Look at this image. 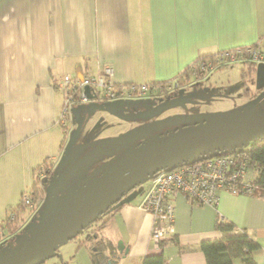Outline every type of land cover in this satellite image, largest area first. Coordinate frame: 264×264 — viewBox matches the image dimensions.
<instances>
[{
  "label": "crops",
  "instance_id": "1",
  "mask_svg": "<svg viewBox=\"0 0 264 264\" xmlns=\"http://www.w3.org/2000/svg\"><path fill=\"white\" fill-rule=\"evenodd\" d=\"M253 45L264 58V0H0V222L13 198L38 181L39 165L64 151L63 76L96 75L109 65L119 85L170 82L200 60ZM148 186L92 227L114 247L115 264H141L158 251L168 264H206L199 245L220 237L218 219L252 236L254 260L264 264V193L220 191L215 206L178 194L174 241L154 248L151 216L138 207ZM83 242L67 260L54 258L94 264ZM100 255L97 264H106L109 252Z\"/></svg>",
  "mask_w": 264,
  "mask_h": 264
},
{
  "label": "water",
  "instance_id": "2",
  "mask_svg": "<svg viewBox=\"0 0 264 264\" xmlns=\"http://www.w3.org/2000/svg\"><path fill=\"white\" fill-rule=\"evenodd\" d=\"M263 98L264 88L240 112L221 119L199 122L194 126H183L168 132L166 136L158 135L135 146H131L129 141L146 136L140 127L99 141L94 149L79 158L74 154L68 156L66 151L62 152L48 164L47 172L42 175L46 178H38L37 182L46 183V187L41 206L34 209L36 219L26 222L28 233L17 234L14 241L0 247V264H43L54 257L61 259L57 252L59 245L80 234L148 176L175 166L190 156L203 155L225 146L234 147L263 140L264 112L255 111L256 105ZM180 102V98L166 100L141 115H153ZM88 107L72 139L80 134L93 112L105 109L103 104L97 102H90ZM187 119L183 118L184 121ZM172 122V118H166L146 124L144 129L156 132L159 125ZM131 135L134 136L129 137ZM109 143H118L122 148L113 159H110L112 155L109 152H100L101 145ZM99 153L109 160H98L89 173L72 184V179L79 174L85 161Z\"/></svg>",
  "mask_w": 264,
  "mask_h": 264
},
{
  "label": "built area",
  "instance_id": "3",
  "mask_svg": "<svg viewBox=\"0 0 264 264\" xmlns=\"http://www.w3.org/2000/svg\"><path fill=\"white\" fill-rule=\"evenodd\" d=\"M263 60L256 48H238L221 51L213 58L200 60L193 66V70L211 71L237 61L256 65ZM57 86L64 95L63 107L58 116V122L64 129L68 126L71 108L76 103L105 102L117 97L134 98L151 92V87L147 84H117L114 70L109 65L102 66L96 75L63 76ZM38 173V177H41L42 171L39 170ZM245 173L244 160L240 156L218 152L196 155L192 160H181L175 166L148 176L149 186L138 207L151 216L150 240L154 248H158L173 233L172 202L176 195L181 194L198 205L215 206L220 191L232 194L242 192L239 185ZM22 203L32 208L38 204L36 200H32V191L30 196L22 197ZM1 230L0 222V233Z\"/></svg>",
  "mask_w": 264,
  "mask_h": 264
},
{
  "label": "rangeland",
  "instance_id": "4",
  "mask_svg": "<svg viewBox=\"0 0 264 264\" xmlns=\"http://www.w3.org/2000/svg\"><path fill=\"white\" fill-rule=\"evenodd\" d=\"M263 64L264 60L255 65V70L252 71V73H250V75H248L246 78L241 76V70L243 66L242 62L237 61L222 66L220 67L219 71L205 77L203 81L205 84V89H202L203 93H199L198 96L192 98V93L196 92L191 89L187 94H183L181 102L179 104L164 108L160 112L146 117L152 119L155 117L175 116L176 114H188L190 115V120L193 123L212 121L228 117L232 113L239 112L242 109V106L250 98V96L246 98L240 96V93L243 92L245 88H249L253 92L259 91V89L262 87L264 88ZM159 101L160 99L149 95V93H146L145 95L134 98L117 97L105 102H98L100 104H103L105 109L102 111L93 112L91 117L85 123L80 134L75 139H72V134L75 131L79 121L88 112L89 109V102L74 104L71 108L68 126L64 129L66 138L64 140L65 142L63 143V150L68 153V156H72V154H74L73 156L79 158L84 153L94 149L98 141L113 138L118 132H120V130H122L120 129L121 127L129 128L132 123L133 125L137 124V119L141 118L137 114L143 112V110L145 109L144 105L149 107L151 105H154L155 103H158ZM255 111L264 112V98L256 105ZM127 113H131L132 115H134V117L131 118L130 116H126ZM173 126V124H164L163 128L171 130ZM246 145H249V142L247 144H239L234 147H221L220 149H214L210 152H206V154L211 155L218 152H230L233 149L245 147ZM102 150L103 151L101 152L107 150L120 151L121 148L119 147L118 143H109L103 144ZM194 157L195 156H190L189 159L192 160L194 159ZM98 160L107 162L106 157L101 153L89 157L83 164V167L79 170V174L72 179V184H76L81 178L85 176V174L89 173L90 169L92 167L94 168ZM102 167L104 166L102 165ZM253 175V172H248L247 176H245L247 178H251ZM40 178L42 179L43 177ZM147 184L148 178H145V180L137 184L132 190L125 194L120 202H123L126 199H137L139 197V194L146 188ZM31 186L32 182L24 187V191H22L23 193L21 194V196L18 195L13 198L11 202L12 206L10 208L16 207L19 203H22V197L24 195L30 196L32 188ZM32 189V199L34 195L37 198L35 194L36 192L34 191V186ZM113 206H111L108 211H111L113 209ZM35 208L36 207H34V209ZM22 211L23 212H20V223L17 226V229L20 228V230L17 234L28 233V228L25 227L26 222H28L32 218L34 220L36 219L35 215L31 216V214H34V212H32V207H26ZM95 222L90 223V225L86 229H84L72 240H69L68 242L58 246L57 251L64 257V260L68 259V253H71V251H75L79 242L84 241L86 232L92 229V227L95 225ZM17 234L14 235L9 242L14 241ZM8 235L9 234H7V236ZM86 254H82L85 259L87 256ZM58 260L59 259L57 258H51L46 260L44 264H55L58 263Z\"/></svg>",
  "mask_w": 264,
  "mask_h": 264
},
{
  "label": "trees",
  "instance_id": "5",
  "mask_svg": "<svg viewBox=\"0 0 264 264\" xmlns=\"http://www.w3.org/2000/svg\"><path fill=\"white\" fill-rule=\"evenodd\" d=\"M245 48L248 47H242L240 49ZM250 48H255V45L250 46ZM242 65V77L246 78L248 75H250V73H252V71L255 70L253 64L242 62ZM190 69L191 68H186L182 74L178 75L174 80L170 82L176 81L179 85H183L190 78ZM170 82H149L145 84L151 87V92H148L149 95L155 96ZM228 153L240 156V158L244 160L246 176L248 172L254 173V175L249 179L245 175L241 179L239 185L241 191L248 192L249 194L256 196H261L264 193V139L249 142V145L238 149H233ZM47 169L48 164L46 163V160H44L43 163L39 165L38 171L41 170V175H43V173L47 172ZM36 177L32 182V188L34 184H36ZM243 185H246V188H243ZM32 188L31 191L33 190ZM36 199L37 198L34 195L32 200ZM26 207L28 206L24 207L23 203H19L16 207H13L7 212L5 219L1 221V227L3 228V230H1L0 233V241H2V237L7 236V234L15 232L17 226L20 223V212H23L22 210H24ZM97 229L98 228L95 227L90 233H87L85 237L86 239L83 242L89 244L88 247L92 262L94 264H97L99 260L102 259V256L100 254L102 252L108 251L109 257L105 261L106 264H115V262L117 261V256L114 247L105 241L98 240L97 235L99 234L100 230ZM215 229L220 233V237L215 240L202 241L199 245L200 250L204 255L206 264H256L253 255L254 252L258 249L259 244L254 240L252 236H250L244 230H239L231 222L222 219H218L216 221ZM167 241H174L173 233L169 238L162 241L159 244V247L161 248ZM141 264L168 263L166 262L162 253L158 251L157 253L146 254L142 258Z\"/></svg>",
  "mask_w": 264,
  "mask_h": 264
},
{
  "label": "flooded vegetation",
  "instance_id": "6",
  "mask_svg": "<svg viewBox=\"0 0 264 264\" xmlns=\"http://www.w3.org/2000/svg\"><path fill=\"white\" fill-rule=\"evenodd\" d=\"M255 66V65H254ZM194 68H191L190 71H189V75H190V78L188 81H186V83H184L183 85H179L178 82L176 81H173V82H170L169 84L166 85V87L164 89H162L159 93H157V95H155L154 97L155 98H158L160 99V101L158 103H155L154 105H151L149 107H147L146 105H144L145 109L143 110L142 113L140 114H137L139 117V119H137V124L135 126H133L132 128H129V129H126V130H120V132H118L114 137L118 136L119 134L121 133H125L126 131L130 130V129H133V128H137V127H140L141 130H143L146 134V136L143 138V139H140V140H136V141H129V144L131 146H135L139 143H143L145 140L147 139H152L153 137L155 136H166V134L168 132H171V131H174L176 129H179L183 126H194L195 124L199 123V122H191L190 120V115H185V114H176L175 116H167V117H155V118H147L146 116H142L141 114H144L145 112H148L150 111L152 108L156 107L157 105H159L161 102L163 101H166V100H170V99H174V98H180L182 99V96L183 94H187L191 89L194 90V92L196 93H192L193 96H191L192 98L195 97V96H198L199 93H203L202 89L204 88L205 89V84H204V79L206 76L208 75H211L217 71H219L220 67L218 68H214L213 70L211 71H199V70H196L197 72H195L193 70ZM209 82V81H208ZM246 87V86H245ZM260 91V90H259ZM259 91H256V92H253L251 91L249 88H245L243 92L240 93V96L246 98L248 96H250V98L247 100V102L242 106V109L243 107L250 101L252 100L256 94L259 92ZM196 94V95H195ZM241 109V110H242ZM240 110V111H241ZM239 111V112H240ZM160 112V111H159ZM156 114V113H155ZM154 115V114H153ZM131 118L134 117V115H129ZM149 116V115H148ZM146 117V118H145ZM184 117H188V119L186 121L183 120ZM166 118H172L173 119V122L170 123V124H173V128L171 130H168V129H164L163 128V125H159L158 127V130L156 132H152L151 130H145L144 129V125L146 124H149L151 122H159L163 119H166ZM168 130V131H166ZM135 135V134H134ZM134 135H131L129 137H132ZM113 137V138H114ZM102 141V140H100ZM99 144V141L97 143V145ZM96 145V146H97ZM119 147L121 148L120 144H119ZM103 151L102 150V145H101V148H100V152ZM122 151V148L121 150ZM120 151H110V150H107V151H104V152H109L111 156L110 159H113L114 157L117 156L118 153H120ZM87 153V152H86ZM85 154V153H84ZM108 159V158H107ZM109 160V159H108ZM106 160V161H108ZM48 170V169H47ZM44 172V171H43ZM43 177V176H42ZM46 178V176H44L42 179L44 180ZM39 186V188H38ZM42 189H41V188ZM45 187H46V183L42 182L41 183H37L34 184V191L36 192V196H37V199L36 201L38 202V207H36L35 209H38L40 206H41V199L44 198L45 196V193H44V190H45ZM34 208H32V212H34ZM109 212V211H108ZM106 212V214L108 213ZM35 214V213H34ZM34 214H31V216H33ZM105 215V214H104ZM29 220V219H28ZM26 222V221H25ZM20 228L16 229L15 232L13 233H10L8 236H5L2 241H0V247L4 246L6 242H9L10 239L16 235L18 232H19ZM60 263L62 264V262L60 261ZM44 264V263H43Z\"/></svg>",
  "mask_w": 264,
  "mask_h": 264
}]
</instances>
